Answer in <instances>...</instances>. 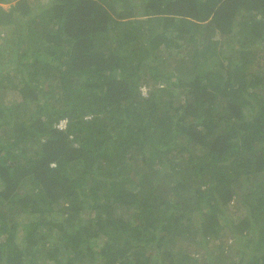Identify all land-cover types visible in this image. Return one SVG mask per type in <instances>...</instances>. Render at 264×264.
I'll list each match as a JSON object with an SVG mask.
<instances>
[{"label": "trees", "instance_id": "16d2710c", "mask_svg": "<svg viewBox=\"0 0 264 264\" xmlns=\"http://www.w3.org/2000/svg\"><path fill=\"white\" fill-rule=\"evenodd\" d=\"M0 35V264H264V0H0Z\"/></svg>", "mask_w": 264, "mask_h": 264}, {"label": "rangeland", "instance_id": "374dc122", "mask_svg": "<svg viewBox=\"0 0 264 264\" xmlns=\"http://www.w3.org/2000/svg\"><path fill=\"white\" fill-rule=\"evenodd\" d=\"M2 4V6L4 7V8H8V6H9V4L8 3H1ZM39 7V6H38ZM34 9V11H38V8L36 7V5H34V7H33ZM235 29V28H234ZM3 33L1 32V35H2ZM0 35V36H1ZM2 37V36H1ZM6 82H9V81H6ZM146 88V91H147V87H145ZM6 90V89H5ZM2 90V92L4 91V93H3V95L2 96H0V100H2V101H4V102H6V103H8L7 101H10V100H12V99H18L19 98V96H18V94L16 93V91L15 90ZM172 92H174L176 95L178 94V91H172ZM0 93H1V90H0ZM63 216L65 217V215L63 214ZM18 218V221H25L26 220V216L25 215H23L22 213L21 214H19L18 216H17ZM221 219V218H220ZM227 240H229V239H227ZM223 242V243H222ZM222 243V244H221ZM221 244V245H220ZM192 246L190 247V249L192 250V254H193V256L194 257H196L199 261H201L202 259H203V256L204 255H207V254H209V256L210 257H212L213 255H216V253H218L220 250H222V248H224L225 250H228L229 251V254H231V256L235 253V249H234V246L233 247H231V248H226V244L224 243V241H221L220 239H214V240H212V241H210L207 245H206V249L205 248H202L199 244H194V243H192L191 244ZM218 245H219V247H218ZM248 245H250V244H248ZM209 250H212V253H210V251Z\"/></svg>", "mask_w": 264, "mask_h": 264}, {"label": "clouds", "instance_id": "9594fccd", "mask_svg": "<svg viewBox=\"0 0 264 264\" xmlns=\"http://www.w3.org/2000/svg\"><path fill=\"white\" fill-rule=\"evenodd\" d=\"M64 123H65V120H61V121L57 124V126H59V127H63V126H64Z\"/></svg>", "mask_w": 264, "mask_h": 264}]
</instances>
